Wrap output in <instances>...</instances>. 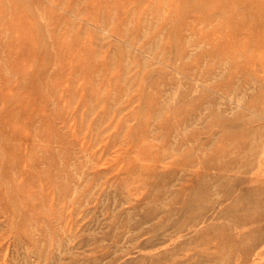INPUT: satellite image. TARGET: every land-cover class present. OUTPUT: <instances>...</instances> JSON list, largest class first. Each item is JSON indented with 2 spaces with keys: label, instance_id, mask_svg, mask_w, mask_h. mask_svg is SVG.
<instances>
[{
  "label": "rangeland",
  "instance_id": "1",
  "mask_svg": "<svg viewBox=\"0 0 264 264\" xmlns=\"http://www.w3.org/2000/svg\"><path fill=\"white\" fill-rule=\"evenodd\" d=\"M262 2L0 0V264H264Z\"/></svg>",
  "mask_w": 264,
  "mask_h": 264
},
{
  "label": "bare ground",
  "instance_id": "2",
  "mask_svg": "<svg viewBox=\"0 0 264 264\" xmlns=\"http://www.w3.org/2000/svg\"><path fill=\"white\" fill-rule=\"evenodd\" d=\"M262 3H264V2H262ZM261 10V14H260V17H259V19H260V21H262V22H264V6L260 9ZM9 192V191H8ZM172 236V235H171ZM41 260V259H40Z\"/></svg>",
  "mask_w": 264,
  "mask_h": 264
}]
</instances>
